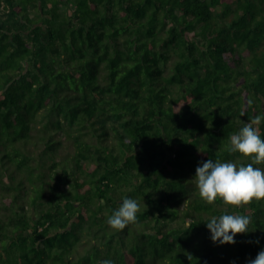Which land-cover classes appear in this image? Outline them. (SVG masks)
<instances>
[{
  "label": "trees",
  "instance_id": "trees-1",
  "mask_svg": "<svg viewBox=\"0 0 264 264\" xmlns=\"http://www.w3.org/2000/svg\"><path fill=\"white\" fill-rule=\"evenodd\" d=\"M256 115L264 0H0V264H249L264 200L209 205L194 176L250 163L227 147ZM234 213L249 232L214 244Z\"/></svg>",
  "mask_w": 264,
  "mask_h": 264
},
{
  "label": "clouds",
  "instance_id": "clouds-1",
  "mask_svg": "<svg viewBox=\"0 0 264 264\" xmlns=\"http://www.w3.org/2000/svg\"><path fill=\"white\" fill-rule=\"evenodd\" d=\"M249 107L253 101H247ZM264 116L256 115L250 122L242 123L236 134L229 138L228 153H239L251 158V162L237 165L234 162H220L207 159L195 170V182L203 201L211 205L220 199L225 205L240 208L253 200H264V170L254 165L264 164V140L259 134V125ZM139 204L136 200L125 198L122 205L108 218L107 224L114 230H123L129 224L138 222ZM192 221H186L190 227ZM251 217L241 214L213 215L206 223L211 241L220 245L233 244L237 234H247ZM258 242V241H257ZM190 257V256H189ZM191 258V257H190ZM101 264H113L103 260ZM249 264H264V249L258 252Z\"/></svg>",
  "mask_w": 264,
  "mask_h": 264
}]
</instances>
